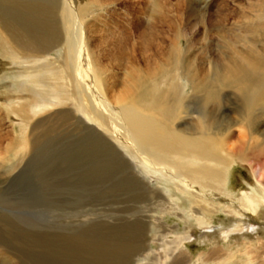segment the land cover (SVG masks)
Returning <instances> with one entry per match:
<instances>
[{"label":"bare ground","instance_id":"bare-ground-1","mask_svg":"<svg viewBox=\"0 0 264 264\" xmlns=\"http://www.w3.org/2000/svg\"><path fill=\"white\" fill-rule=\"evenodd\" d=\"M62 2L61 7L55 0L0 3L1 61L20 65L16 81L11 82L16 89L2 86L7 100L14 93L18 101L5 104L9 113L23 121L29 114L47 113L33 130L52 117L68 122L71 115L79 114L88 130L103 134L99 140L106 157L137 169L139 178L130 179L133 187L160 202L157 209L162 216L150 223L154 225L156 219L161 224L170 216L185 225L169 241L156 233L159 238L151 241L159 244L157 252L152 251V264H264V219L254 217L264 214V200L252 188V195L242 191L238 196L229 189L232 165L238 163L264 191V0L248 4L253 21L234 23L232 28L221 24L226 32H222L215 60L192 63L187 70L183 64L176 71L177 84L170 83L171 69L180 64L177 52H165L160 72L149 70L144 76L138 75L129 56L117 59L131 73H126V91L113 93L117 95L112 98L108 96L113 92L106 76L109 70L84 35L86 29L82 30L85 5H78V0ZM57 13L61 23H49ZM55 50L58 56L51 59ZM149 58L145 56L142 62L149 65ZM189 85L191 93H187ZM52 108L61 109L51 113ZM179 114L184 115V123L174 124ZM159 178L170 186L152 187L150 181ZM176 202L187 203V208ZM219 213L225 216V225L215 226L213 217ZM10 226L0 224V264H25L26 234H16ZM195 239L209 249L194 260L184 247ZM102 254L107 257V252Z\"/></svg>","mask_w":264,"mask_h":264},{"label":"rangeland","instance_id":"rangeland-1","mask_svg":"<svg viewBox=\"0 0 264 264\" xmlns=\"http://www.w3.org/2000/svg\"><path fill=\"white\" fill-rule=\"evenodd\" d=\"M55 1L61 7L63 0ZM98 1L99 5L95 0H78V5L82 3L80 5L87 9L83 17L86 19L82 28L86 29L84 35L89 36L102 56V66L109 70L106 76L110 77L108 84L113 89L108 95L110 98L126 91V73H131V68L119 66L117 59L129 56L135 71L144 76L149 70L152 74L160 72L165 52H177L180 64L171 69L170 83L174 85L178 82L176 71L183 64L187 70L192 63L215 60L218 44L226 32L221 24L232 28L234 23L253 21L247 9L253 0ZM51 18L49 23H61L58 13ZM145 41L150 45L146 46ZM124 42L129 44L128 50L124 49ZM58 53L57 50L51 52V59ZM145 56L150 57L149 65L142 62ZM19 66L14 61L10 65L2 63L0 56V216L3 217L0 224L9 228L12 225L16 234H26L25 264H107L108 261V264H152V251L156 253L159 244V241H151L159 238L156 233L169 241L172 234L183 232L185 225L170 216L161 224L156 219L154 225L150 223L153 217L162 216L157 209L159 199L136 191L130 180L140 176L134 163L128 159L134 167L129 169L121 160L106 157L100 133L88 130L78 119L79 114L71 115L68 122L52 117L34 130L35 122L47 113L35 117L29 114L24 121L12 116L7 107L18 101L13 98L14 93L7 100L2 86L7 90L16 89L11 82L16 81ZM187 88V93H191L193 86ZM60 109L52 108L51 113ZM183 116L179 114L174 124L184 123ZM24 123L28 126H21ZM252 178L244 166L232 165L229 175L232 194L238 196L246 191L252 195L249 189L252 188L258 198L264 200V191ZM150 184L156 189L170 186L162 178L151 180ZM177 205L187 208V203ZM254 217L256 221H263L264 214L260 212ZM213 218L215 226L225 225L223 214ZM201 243L198 239L189 241L184 249L196 259L199 252L209 249ZM106 252L107 257L101 255Z\"/></svg>","mask_w":264,"mask_h":264}]
</instances>
